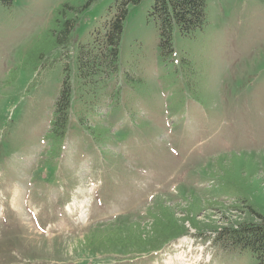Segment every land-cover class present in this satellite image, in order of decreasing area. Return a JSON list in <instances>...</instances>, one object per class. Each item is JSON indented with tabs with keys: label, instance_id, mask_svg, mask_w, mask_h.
I'll list each match as a JSON object with an SVG mask.
<instances>
[{
	"label": "rangeland",
	"instance_id": "rangeland-1",
	"mask_svg": "<svg viewBox=\"0 0 264 264\" xmlns=\"http://www.w3.org/2000/svg\"><path fill=\"white\" fill-rule=\"evenodd\" d=\"M112 2L96 0L66 28L63 8L80 0L0 4V264H260L189 223L191 234L149 253L121 246L155 217L225 225L244 215L232 211L243 199L264 219V0H207V26L176 32L171 52L144 0L117 68L77 98L51 146L65 69Z\"/></svg>",
	"mask_w": 264,
	"mask_h": 264
},
{
	"label": "trees",
	"instance_id": "trees-1",
	"mask_svg": "<svg viewBox=\"0 0 264 264\" xmlns=\"http://www.w3.org/2000/svg\"><path fill=\"white\" fill-rule=\"evenodd\" d=\"M89 1L91 0H80V4L77 6L67 5L63 8L65 28L71 25L80 10L89 9L96 0H92L88 5ZM12 2L13 0H0V4L4 6H9ZM143 2L144 0H113L98 23L100 29L104 27L106 30L104 45H97L98 38H103L99 28L97 29L99 32L95 33L94 38L92 36L88 42L79 45L73 57L74 70L65 69L66 76L55 100L49 133L51 146H55L65 138L64 135L69 128L71 118L77 114L75 111L77 98H82L85 93H88V90H91L100 81L99 78L103 73L114 71L117 68L127 20L132 11ZM146 18L155 23L160 38L159 44L163 51L171 52L176 32L185 38H193L207 26V0H151ZM61 35L60 31L55 32L52 46L57 44L62 46L61 38L63 36ZM97 92L95 93L93 90V95L97 96ZM84 130L96 138L93 129L86 128ZM54 150L56 147H53ZM237 204H241V206H237ZM232 211L244 215H236V220L221 226L211 223L201 225L190 214H185L183 218L179 219L171 215L167 222L161 225L158 218L155 217L151 222V226L154 228L150 231L138 230L133 236V241L126 242L121 247L129 248L131 251L149 253L165 242L191 234L187 226L189 223L190 227L197 231L195 236L206 235L205 237L212 238L211 241L214 245H217L223 252L249 250L254 257H257L260 264H264V219L255 206L246 199L235 201L232 204ZM243 217L246 220H241ZM208 232L210 235L207 234ZM80 263L83 264L85 261Z\"/></svg>",
	"mask_w": 264,
	"mask_h": 264
}]
</instances>
